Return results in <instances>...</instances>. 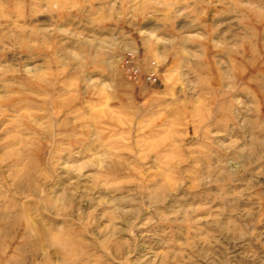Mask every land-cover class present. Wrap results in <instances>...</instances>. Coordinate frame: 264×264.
<instances>
[{
	"label": "rangeland",
	"instance_id": "obj_1",
	"mask_svg": "<svg viewBox=\"0 0 264 264\" xmlns=\"http://www.w3.org/2000/svg\"><path fill=\"white\" fill-rule=\"evenodd\" d=\"M0 264H264V0H0Z\"/></svg>",
	"mask_w": 264,
	"mask_h": 264
}]
</instances>
